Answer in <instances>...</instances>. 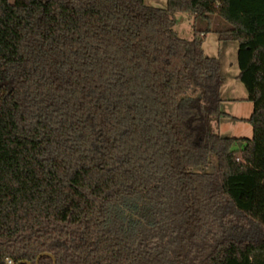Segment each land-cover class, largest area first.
<instances>
[{
    "label": "trees",
    "instance_id": "16d2710c",
    "mask_svg": "<svg viewBox=\"0 0 264 264\" xmlns=\"http://www.w3.org/2000/svg\"><path fill=\"white\" fill-rule=\"evenodd\" d=\"M210 33L238 43L251 139L211 127ZM45 254L264 264V0H0V264Z\"/></svg>",
    "mask_w": 264,
    "mask_h": 264
},
{
    "label": "rangeland",
    "instance_id": "374dc122",
    "mask_svg": "<svg viewBox=\"0 0 264 264\" xmlns=\"http://www.w3.org/2000/svg\"><path fill=\"white\" fill-rule=\"evenodd\" d=\"M14 0H11L13 2ZM145 4L152 8L165 9L167 7V0H145ZM176 25L174 29L178 35L186 40H191L193 37L192 24L193 20L187 14L178 13L175 15ZM238 43L236 42H221L218 35L210 33L207 35L205 43L203 45V51L207 57L218 58L221 61V71L223 75H226V83L222 88V96H232L233 93L236 96H240V89L247 95V91L240 80L234 79V68H237L234 60L237 56ZM225 65V66H224ZM224 72V73H223ZM234 91V92H233ZM221 96V95H220ZM222 98V97H221ZM253 104L246 101H230L225 100L221 103V110L231 114L233 111H237L239 116H250ZM233 110V111H232ZM236 114V113H235ZM215 120L211 121V125H215ZM213 128V126H211ZM218 132L223 137L228 136H246L251 138L252 127L243 120L238 121L236 119L225 117L222 118L218 124ZM217 167V157L211 156L210 165L207 168H203L206 172H215Z\"/></svg>",
    "mask_w": 264,
    "mask_h": 264
},
{
    "label": "crops",
    "instance_id": "0c3cea01",
    "mask_svg": "<svg viewBox=\"0 0 264 264\" xmlns=\"http://www.w3.org/2000/svg\"><path fill=\"white\" fill-rule=\"evenodd\" d=\"M237 52H238V50H237ZM234 62H235V64H236V66H238V61H237V56H236V59L234 60ZM221 65H223V64H221ZM225 66V65H224ZM224 73V72H223ZM221 74H222V71H221ZM233 74H234V79L235 80H239L238 79V75H239V67H237V68H234V71H233ZM223 75V74H222ZM223 77H224V82L226 83V75H223ZM224 82H223V85H222V87H221V91H220V95H221V99H222V103H223V101H224V99L225 100H230V101H238V100H241V101H246L247 102V96L248 95H246L245 93H244V91H242V89H240L239 88V90H240V94H238V95H240V96H236L234 93H233V95L232 96H228L227 98H226V96H222V88H223V86H224ZM234 92V91H233ZM249 102V101H248ZM233 111V110H232ZM252 111H253V108L251 109V112H250V114L249 115H251L252 114ZM225 114H227L230 118H233V119H236V120H238V121H241V120H243V121H245V120H247L250 116H239V115H237V111H233L231 114H229V113H227V112H224ZM236 113V114H235ZM211 126H213V129H216V124L215 125H211ZM252 134H253V132H252ZM226 137V136H225ZM228 137H232V138H244V139H251L252 138V136H251V138H249V137H246V136H228Z\"/></svg>",
    "mask_w": 264,
    "mask_h": 264
},
{
    "label": "water",
    "instance_id": "95a60500",
    "mask_svg": "<svg viewBox=\"0 0 264 264\" xmlns=\"http://www.w3.org/2000/svg\"><path fill=\"white\" fill-rule=\"evenodd\" d=\"M45 255H47V256L53 258V260H54V264H56V261H55L54 257H53L51 254H45ZM42 256H43V255H40V256L38 257V259H37V264L39 263V259H40ZM23 263H25V264H31L30 262H27V261H25V262H23Z\"/></svg>",
    "mask_w": 264,
    "mask_h": 264
}]
</instances>
